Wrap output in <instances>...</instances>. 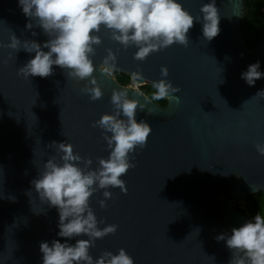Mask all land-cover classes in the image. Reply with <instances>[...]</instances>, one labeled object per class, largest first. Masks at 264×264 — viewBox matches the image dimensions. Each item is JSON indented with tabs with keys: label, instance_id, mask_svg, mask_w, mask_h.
<instances>
[{
	"label": "water",
	"instance_id": "1",
	"mask_svg": "<svg viewBox=\"0 0 264 264\" xmlns=\"http://www.w3.org/2000/svg\"><path fill=\"white\" fill-rule=\"evenodd\" d=\"M178 2L195 18L187 46L176 43L138 60L134 43L126 47L114 39L118 33L102 25L93 33L101 42L89 54L94 72L80 80L55 65L47 78L20 75L35 56L24 43L43 45L50 37L25 16L19 0H0V264H43L42 242L88 238L60 237L58 209L40 199L32 182L47 161L63 163L61 142L73 145L86 172L100 167L99 158H109L104 129L93 123L116 113L114 91L138 102L136 119L152 132L147 146L130 154L135 167L121 177L126 193L119 187L99 189L97 183L90 206L98 227L118 229L97 239L90 255L98 259L123 248L134 264H230L232 250L216 237L227 238L251 220L235 205L264 194V155L256 148L264 144V97L256 96L264 90V77L254 86L241 78L256 62L264 72V37L247 47L245 0H215L220 32L211 41L203 35L201 12L211 0ZM13 35L18 49L7 46ZM110 53L115 59L105 63ZM165 66L167 77L161 74ZM110 72L129 75L132 85H121ZM134 74H140L135 81ZM161 79L180 89L166 97L167 106L139 89L154 88ZM95 86L103 96L93 101L84 90ZM119 119L127 120L122 111ZM104 191L112 197L105 198Z\"/></svg>",
	"mask_w": 264,
	"mask_h": 264
},
{
	"label": "clouds",
	"instance_id": "2",
	"mask_svg": "<svg viewBox=\"0 0 264 264\" xmlns=\"http://www.w3.org/2000/svg\"><path fill=\"white\" fill-rule=\"evenodd\" d=\"M19 5L25 16L35 20L50 37L43 45L37 41L24 43L25 51L35 53L34 58L19 70L25 79L47 78L53 75L54 65L68 69V75L73 78L85 80L91 77L94 64L89 54L94 52L92 45L101 42L93 33L99 32L102 25L118 33L114 34V39L126 47L134 43L139 49L136 58L144 60L150 53L176 43L187 46V34L195 20L178 0H19ZM201 12L203 35L211 41L220 32V15L215 0L204 4ZM32 27V23L27 24L28 29ZM19 45L20 41L13 35L7 46L18 49ZM112 59L115 57L110 53L105 63ZM259 69L260 62L250 64L241 78L249 86H254L264 77V72ZM161 74L167 77L169 69L162 67ZM139 75L134 74L132 79L135 81ZM91 83L96 85L95 79ZM153 87L156 89L155 100L180 91L165 79L153 82ZM84 91L93 101L103 96L99 86ZM256 96L264 97V90ZM111 99L116 113L104 114L93 123V127L104 129V139L111 149L109 158H99L100 167L86 172L79 166L83 158L74 153L73 145L61 142L59 151L63 153V163L58 164L54 159L47 161L40 178L32 182L40 199L58 209L60 237H88L77 239L75 244L61 243L60 240H53L51 244L42 242L43 264H134L132 256L123 248L118 254L105 251L98 259L90 255V248L97 239L114 234L118 229L114 224L103 229L98 227L100 222L90 206L97 183L99 189L119 187L126 193L127 187L121 177L135 167L130 162V154L137 147H146L152 132L148 123L137 121L138 102L128 99L126 92L114 91ZM121 111L127 120L119 119ZM256 148L264 155V144L258 143ZM86 164L90 166L92 160L88 159ZM103 195L109 199L112 197L110 191H104ZM100 204L107 207L105 200ZM216 239H226L233 254L230 264H264V214L261 212L243 226L233 228L227 238L219 235Z\"/></svg>",
	"mask_w": 264,
	"mask_h": 264
},
{
	"label": "trees",
	"instance_id": "3",
	"mask_svg": "<svg viewBox=\"0 0 264 264\" xmlns=\"http://www.w3.org/2000/svg\"><path fill=\"white\" fill-rule=\"evenodd\" d=\"M245 5L243 34L247 47L252 49L264 37V0H245ZM110 74L116 77L118 82L123 86L132 84L129 75L119 72H110ZM140 90L152 101L162 106H167L168 101L166 98L160 100L153 99L156 90L151 86L143 85L140 87ZM235 208L246 212L252 220L257 213L261 212L264 214V194L262 192L253 194L247 198L245 205H237Z\"/></svg>",
	"mask_w": 264,
	"mask_h": 264
},
{
	"label": "built area",
	"instance_id": "4",
	"mask_svg": "<svg viewBox=\"0 0 264 264\" xmlns=\"http://www.w3.org/2000/svg\"><path fill=\"white\" fill-rule=\"evenodd\" d=\"M235 206H237V205H235Z\"/></svg>",
	"mask_w": 264,
	"mask_h": 264
},
{
	"label": "rangeland",
	"instance_id": "5",
	"mask_svg": "<svg viewBox=\"0 0 264 264\" xmlns=\"http://www.w3.org/2000/svg\"><path fill=\"white\" fill-rule=\"evenodd\" d=\"M139 89H140V87H139Z\"/></svg>",
	"mask_w": 264,
	"mask_h": 264
},
{
	"label": "flooded vegetation",
	"instance_id": "6",
	"mask_svg": "<svg viewBox=\"0 0 264 264\" xmlns=\"http://www.w3.org/2000/svg\"><path fill=\"white\" fill-rule=\"evenodd\" d=\"M132 85V84H131Z\"/></svg>",
	"mask_w": 264,
	"mask_h": 264
}]
</instances>
